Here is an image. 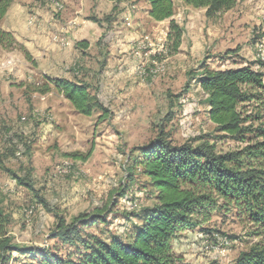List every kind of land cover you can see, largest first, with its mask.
Instances as JSON below:
<instances>
[{"label": "rangeland", "instance_id": "1", "mask_svg": "<svg viewBox=\"0 0 264 264\" xmlns=\"http://www.w3.org/2000/svg\"><path fill=\"white\" fill-rule=\"evenodd\" d=\"M121 1L136 6L131 9L135 11L129 23L133 26L141 21L143 27L146 24L144 30L127 45L121 44L124 37L115 38L105 31L99 39L105 51L100 61L95 60L96 50L79 58L68 52L71 61H76L64 73L87 81L112 111L110 118L99 121V111L91 116L77 113L52 85L47 100L29 96L35 90L40 92L42 83L29 87L17 82L9 99L0 98V144L4 141L0 147V210L6 219L0 227L18 247L5 252L8 259L4 264H44L47 252L77 263L76 250L53 235L55 224L60 216L69 223L95 208L107 207L103 213L106 223L84 226V230L104 240L112 234L127 239L141 222L136 215L154 203V191L136 166L139 149L154 139L160 128L173 144L196 145L204 138L221 152L245 145L218 131L210 121L205 94L195 76L201 66L223 69L249 64L261 72L263 88L254 100L244 102L242 109L253 117L254 126H264V0H236L233 8L213 18L205 17L204 8L174 0L179 22L186 23L187 14L195 20L186 33L184 52L178 49L171 55L161 48L168 31L166 22L148 20L144 0ZM48 3L54 17L62 20L64 2ZM122 7L124 12L126 6ZM111 25V30L123 25L124 33L133 31L124 20ZM86 31H90L88 26L83 27ZM144 33L152 44L149 38H141ZM39 72L36 69L35 74ZM14 79L19 78L8 74L7 80ZM15 92L21 97L16 98ZM88 152L87 158H80ZM4 167L32 188L18 184ZM252 227L234 209L214 211L209 220L172 241L178 257L175 264H231L241 251L264 242V234H255Z\"/></svg>", "mask_w": 264, "mask_h": 264}, {"label": "trees", "instance_id": "2", "mask_svg": "<svg viewBox=\"0 0 264 264\" xmlns=\"http://www.w3.org/2000/svg\"><path fill=\"white\" fill-rule=\"evenodd\" d=\"M12 1L0 0V19ZM146 1L149 17L154 21L168 19L165 52L170 55L177 53L183 28L172 18L174 0ZM180 1L195 8H205L206 18H213L233 8L236 2ZM89 19L101 25L102 22H111L113 18L107 14L100 18L91 16ZM16 45L13 35L0 27V46L10 48ZM76 45L85 48L87 41H79ZM20 50L27 59H31L27 51L22 47ZM195 76L205 94L204 102L208 107L210 121L218 131L245 145L221 152L216 151L214 145L204 138H199L201 141L196 145L190 142L173 144L160 128L157 136L139 149L136 166L154 191V203L143 207L136 215L141 222L134 226L128 238L112 234L104 240L98 234L83 229L97 223H106L103 215L106 206L95 208L91 214L81 213L69 223L60 216L53 235L61 243L76 250L77 263L57 254L48 255L47 252L44 264H175L178 257L173 252L172 241L183 231L192 230L206 222L214 211L221 209H234L237 216L253 226L255 234H264V126H254L253 117L246 115L242 109V104L254 100L258 90L263 88V75L245 64L223 69L201 66ZM49 84L64 96L77 113L91 116L99 111V121L112 116V111L100 101L87 81L45 77L40 91H49ZM13 153L14 149L10 151V154ZM89 154L75 156L85 159ZM0 166L3 167L1 157ZM4 168L18 184L32 188L16 173ZM123 191L120 196L124 195ZM39 202L47 206L44 199L40 198ZM5 220L0 210V222ZM0 235H5L2 227ZM17 248L8 237H0V264L8 259L4 255L6 251ZM231 264H264V242L255 243L241 251Z\"/></svg>", "mask_w": 264, "mask_h": 264}, {"label": "crops", "instance_id": "3", "mask_svg": "<svg viewBox=\"0 0 264 264\" xmlns=\"http://www.w3.org/2000/svg\"><path fill=\"white\" fill-rule=\"evenodd\" d=\"M59 1L61 3L64 2L66 5V11L62 20L58 19V15L54 17L48 0H13L0 19V27L10 32L17 43L16 46L10 48L0 46V98L9 99L12 92L16 91L17 82H19L18 84L25 82L24 84L29 86L32 84H44L45 77H59L69 80L80 79L75 76L71 78L64 75L65 69L72 68L76 61H71L70 53L79 58L81 55L96 50L97 55L95 60L100 61L99 58L101 55H104L105 51L100 46L99 39L105 31L111 33V36L113 35L115 38L117 36L118 38L124 37L120 40L121 44L125 43L127 45L128 40L136 38L138 36L137 33L144 30L146 26L144 24L143 27V22L141 21L134 22L133 26L129 23L132 19V13L135 11L132 12L131 9L136 8V6L128 5L127 2H122L121 0ZM144 4L146 18L156 24L166 22L167 29L168 19L154 21L148 15L149 6L146 0H144ZM122 6H126L124 12ZM107 14H111L113 18L109 23L102 22L99 25L89 19L91 16L100 18ZM180 17V13H175L174 9L172 18L183 28V35L179 46V52L183 53L186 48V33H188L195 19L192 17V14H187L185 20L188 18V21L186 20V23H182L178 21ZM134 18L135 14H133ZM119 20H124L127 26L133 28V31L129 32V34L124 33L122 31L123 25H116L111 30V26H113L111 24H116ZM84 26H88L90 31L83 32ZM140 36L141 38H149V44H152V40L148 37L147 33ZM79 41H87V46L85 48L81 47V45L77 46L76 43ZM62 44H66L67 46L64 47ZM20 47L27 51L31 57L30 60L24 56ZM106 55L109 54L107 53ZM67 61L70 62L67 63ZM67 65L69 66L67 67ZM36 69L40 70L39 74L37 73L38 75L35 74ZM8 74L17 76L19 79L7 80ZM49 87L50 90L47 92L35 90L36 92H30L29 96L37 95L41 100H47V97L51 93V84H49ZM56 93L58 92L56 91ZM58 95L63 96L61 93H58ZM15 96L16 98H20L21 94L15 92ZM3 144L4 141L0 144V147Z\"/></svg>", "mask_w": 264, "mask_h": 264}, {"label": "built area", "instance_id": "4", "mask_svg": "<svg viewBox=\"0 0 264 264\" xmlns=\"http://www.w3.org/2000/svg\"><path fill=\"white\" fill-rule=\"evenodd\" d=\"M52 13H53V14H55V12H54V11H52ZM163 47H164V43L161 45V48H163ZM161 48H160V49H161Z\"/></svg>", "mask_w": 264, "mask_h": 264}, {"label": "bare ground", "instance_id": "5", "mask_svg": "<svg viewBox=\"0 0 264 264\" xmlns=\"http://www.w3.org/2000/svg\"><path fill=\"white\" fill-rule=\"evenodd\" d=\"M52 4V3H51ZM59 4V3H58ZM53 5V4H52ZM61 6V5H60ZM56 7H58V6H56ZM59 10H60V8H58Z\"/></svg>", "mask_w": 264, "mask_h": 264}]
</instances>
